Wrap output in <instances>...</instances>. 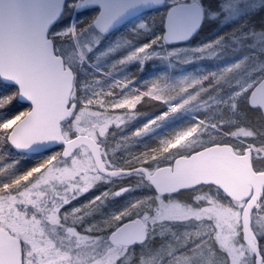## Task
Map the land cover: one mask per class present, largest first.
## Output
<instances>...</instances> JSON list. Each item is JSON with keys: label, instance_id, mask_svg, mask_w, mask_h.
<instances>
[{"label": "snow or ice", "instance_id": "obj_1", "mask_svg": "<svg viewBox=\"0 0 264 264\" xmlns=\"http://www.w3.org/2000/svg\"><path fill=\"white\" fill-rule=\"evenodd\" d=\"M0 264H264V0H0Z\"/></svg>", "mask_w": 264, "mask_h": 264}, {"label": "rangeland", "instance_id": "obj_2", "mask_svg": "<svg viewBox=\"0 0 264 264\" xmlns=\"http://www.w3.org/2000/svg\"><path fill=\"white\" fill-rule=\"evenodd\" d=\"M189 70H191V69H189Z\"/></svg>", "mask_w": 264, "mask_h": 264}]
</instances>
